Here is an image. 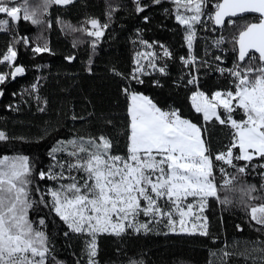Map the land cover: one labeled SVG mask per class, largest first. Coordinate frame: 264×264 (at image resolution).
Returning <instances> with one entry per match:
<instances>
[{"label":"trees","instance_id":"16d2710c","mask_svg":"<svg viewBox=\"0 0 264 264\" xmlns=\"http://www.w3.org/2000/svg\"><path fill=\"white\" fill-rule=\"evenodd\" d=\"M217 2L208 0L201 22L193 25L191 49L185 38L187 27L175 18L177 5L173 0H160L159 4L154 0H139V4L137 0H73L67 5L51 4L41 16V24L21 20L10 24L8 31H0V59L13 46L17 51L13 65L25 68L23 74L15 79L8 76L0 84V131L8 137L0 141V158L29 157L32 206L27 215L33 227L48 238L46 264H88L91 237L71 231L52 211L49 189L69 181L41 179L39 173L59 172L57 161L71 158L66 152H57L54 160L51 149L58 142L80 137L106 136L112 141L111 152L126 156L130 117L125 89L147 96L164 111L179 110L183 118L200 126L213 158L226 152L233 142L235 130L215 119L204 121L192 108L190 98L197 91L211 98L217 91L235 90V78L227 71L239 63L233 37L244 24L258 19L233 20L234 24L226 23L217 30L204 18ZM138 6L143 11H137ZM179 11L193 15L183 8ZM91 19L108 25L98 39L82 30L95 31L90 27ZM74 32L77 35L72 36ZM221 37L225 42L217 46ZM25 38L28 44L23 42ZM45 43L50 52L33 53L34 47ZM165 49L170 57L163 55ZM181 57L191 62L185 64ZM247 63L246 59L241 67ZM252 63L255 67L259 61ZM138 66L142 72L134 71ZM160 67L165 68L164 73ZM11 71L8 62L0 63V73ZM193 78L195 82L189 84ZM243 116L238 108L233 113L237 120ZM233 152L238 155V148ZM233 162L238 167L247 164L245 173L213 159L219 196H227L232 203L208 198L202 211L194 207L193 215L185 217L183 227L187 230L183 232L179 223L176 231H171L167 217H157L148 224L147 232L127 228L119 236L98 234L96 264H264V226L251 219L248 207L264 203V167H260L264 158ZM221 167L226 174L220 172ZM71 175L79 178L84 174L73 171ZM225 180L231 184L224 186ZM250 185L256 188L251 193L256 199L241 191ZM189 202L197 203L191 197L185 205ZM173 218L178 221V214ZM149 219L140 215L137 227ZM203 231L207 234H201Z\"/></svg>","mask_w":264,"mask_h":264},{"label":"snow or ice","instance_id":"6c2138e0","mask_svg":"<svg viewBox=\"0 0 264 264\" xmlns=\"http://www.w3.org/2000/svg\"><path fill=\"white\" fill-rule=\"evenodd\" d=\"M154 2L159 4L160 0ZM173 2L177 5L176 20L188 29L185 38L191 49L195 36L193 25L201 22L208 0ZM71 3L73 0H0V15L7 17L0 18V31H8L10 24L21 20L30 21L33 25L41 24V16L47 13L51 4ZM212 7L214 11L209 19L218 26H224L226 18L227 23L232 25L234 21L231 18L247 13L259 16L258 21L247 22L238 35L233 37L234 45L238 46L235 50L238 51L239 63L227 71L235 78V90L217 91L211 98L197 91L191 97L195 111L202 113L204 121L214 118L235 130L233 142L226 152H218L213 158L200 126L183 118L179 110L164 111L147 96L125 89L130 100L126 156L113 154L112 141L106 136L80 137L58 142L51 149L50 155L54 160L57 152H66L71 158L57 161L59 172L50 170L48 173H39L41 179L69 181L49 189L47 194L51 196L52 211L71 231L86 232L91 237L87 244L88 264H96L93 258L97 255L98 234L119 236L127 228L147 232L150 230L148 224L157 217H167L171 231H176L175 225L179 223L180 231L183 232L187 230L183 227L185 217L193 215L194 207L202 211L208 198H216L222 204L232 203L227 196L223 199L219 196L213 159L223 161L243 174L247 164L238 167L234 160L251 162L254 156L264 158V0H219ZM181 8L193 15H184L179 11ZM137 11H143V7L138 6ZM89 23L95 31L82 30L97 39L103 36L104 29L108 27L96 19H91ZM225 39L221 37L217 40V46L224 43ZM23 42L29 43L27 38ZM32 51L42 54L51 50L45 43L43 46L37 45ZM163 55L170 57L171 53L165 49ZM16 56L15 48L9 46L7 53L0 59V63L8 62L12 67L10 73H0V84L8 76L15 79L25 72L23 66L13 65ZM67 59L71 60L72 57ZM181 59L185 64L191 62L184 57ZM246 59L247 65L241 67ZM256 60L259 64L254 67L252 62ZM151 66L155 67L154 64ZM158 70L165 72L164 67ZM134 71L142 72L143 69L138 66ZM132 78L137 79L135 75ZM137 82L142 83L139 80ZM194 82L195 78L188 81L189 84ZM221 108L223 114L219 111ZM237 108L244 114L240 120L233 117ZM7 138L0 131V141ZM234 148H238V155L234 154ZM73 171L84 175L78 178L71 175ZM31 172L28 156L0 158V264H46L48 238L45 232L33 227L27 215L32 206L29 199ZM220 172L226 174L223 167ZM229 184L231 180L224 181V186ZM241 191L250 199H256L251 196L256 191L255 186L250 185ZM189 197L197 203L189 202L185 205ZM248 207L251 219L264 226V203ZM174 214H178V221L173 218ZM140 215L150 219L139 223L137 227ZM196 218L199 219L198 216ZM40 223L44 224V221ZM201 234L207 233L203 231ZM261 252L264 253V249Z\"/></svg>","mask_w":264,"mask_h":264},{"label":"water","instance_id":"95a60500","mask_svg":"<svg viewBox=\"0 0 264 264\" xmlns=\"http://www.w3.org/2000/svg\"><path fill=\"white\" fill-rule=\"evenodd\" d=\"M245 17H254V18H257V19H259V16H258V14H254V13H247V14H243V15H241V16H237V17H234V18H231L232 20H237V19H242V18H245ZM227 19L228 18H226V23H227ZM212 23H213V26L215 27V29H217V30H219V29H222L224 26H218V25H215V23H214V21H212ZM225 23V24H226ZM90 27H91V24H90ZM236 48H238V46H236ZM236 56L238 57V51L236 50ZM257 56H258V54H256ZM239 62V61H238ZM0 98H1V96H0Z\"/></svg>","mask_w":264,"mask_h":264},{"label":"rangeland","instance_id":"374dc122","mask_svg":"<svg viewBox=\"0 0 264 264\" xmlns=\"http://www.w3.org/2000/svg\"><path fill=\"white\" fill-rule=\"evenodd\" d=\"M183 26H185V25H183ZM71 35H72V36H75V35H77V33L74 32V33H71ZM138 60H139V57L136 58V62H135L136 65H138ZM129 104H130V100H129ZM221 110H223V109L221 108ZM194 111H195V110H194ZM195 112H196V111H195ZM201 115H202V113H201ZM202 117H203V115H202ZM243 118H244V116H243ZM212 119H214V118H212ZM255 157H257V156H254V158H255Z\"/></svg>","mask_w":264,"mask_h":264},{"label":"built area","instance_id":"2783aa9c","mask_svg":"<svg viewBox=\"0 0 264 264\" xmlns=\"http://www.w3.org/2000/svg\"><path fill=\"white\" fill-rule=\"evenodd\" d=\"M209 15H210V14L205 15L204 18H205L206 21H209V20H210V21L212 22V20L209 19ZM257 21H258V20H257ZM227 25H229V24L227 23Z\"/></svg>","mask_w":264,"mask_h":264},{"label":"crops","instance_id":"0c3cea01","mask_svg":"<svg viewBox=\"0 0 264 264\" xmlns=\"http://www.w3.org/2000/svg\"><path fill=\"white\" fill-rule=\"evenodd\" d=\"M192 97V96H191ZM190 101H191V105H192V108L194 109L193 107V102H192V99L190 98ZM195 110V109H194ZM201 114V113H200Z\"/></svg>","mask_w":264,"mask_h":264}]
</instances>
